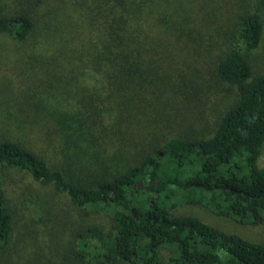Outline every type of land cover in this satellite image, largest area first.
<instances>
[{"label": "trees", "instance_id": "trees-1", "mask_svg": "<svg viewBox=\"0 0 264 264\" xmlns=\"http://www.w3.org/2000/svg\"><path fill=\"white\" fill-rule=\"evenodd\" d=\"M8 2L0 0V37L35 76L8 79L2 100L24 105V120L51 121L60 157L49 163L0 136V264H264V243L173 211L195 205L264 227V72L249 57L263 36L264 0H239L221 24L222 7L204 0ZM194 56L236 95L210 130L195 129L174 102L200 84L162 65L199 71ZM8 169L65 194L76 217L67 249L36 244L26 258L11 256Z\"/></svg>", "mask_w": 264, "mask_h": 264}, {"label": "rangeland", "instance_id": "rangeland-1", "mask_svg": "<svg viewBox=\"0 0 264 264\" xmlns=\"http://www.w3.org/2000/svg\"><path fill=\"white\" fill-rule=\"evenodd\" d=\"M177 1L181 4L189 3L188 0ZM252 1L254 0H250V2ZM207 2L219 8L222 7V13L219 15L221 17L217 23L221 24L223 20L226 21L233 17L239 0H210V2L204 0V3ZM3 3L9 5L8 0H3ZM181 4L178 5L185 7ZM227 22L229 23V21ZM0 44V136L19 138L49 163L56 161L60 157L58 153L60 136L53 123L35 118L24 120L23 112L19 110L24 105L7 106L6 102L2 100V92L6 89L8 79H14L17 76L23 78L27 83L35 75L32 71L33 68L26 67L21 60L22 50L15 49L14 45L1 37ZM194 57L196 59L190 61L199 71L193 67L185 66L181 61L176 62L171 69L168 68L164 59L162 65L170 73H176V71H180L181 74L187 73L192 79H195L197 84H200L199 90L196 92H192L194 89H189V92L184 90L183 95L177 96L174 102L177 103L182 118H192L191 124L195 129L202 130L205 127L211 129L218 116L234 102L236 95L234 89L212 78L210 68L207 67L202 57ZM249 57L254 70L264 72V32L259 45L250 52ZM191 84L194 85L192 82ZM22 103L26 104L24 100ZM149 113L154 117L152 109ZM178 116H180L179 113L176 114V117ZM165 124L166 122H163V125ZM260 163H264V150ZM2 177L8 197L12 203H16L13 242L8 247L11 256L13 257L15 254L26 258L36 244L49 245L50 253L67 249L73 242L70 230L76 217L67 210L68 201L65 194L58 193L52 186L43 187L42 184L22 171L4 170ZM173 211L175 214L195 215L209 225H214L227 232L239 233L253 242L264 243L263 226L241 225L234 222L233 219L215 215L208 208L195 205L178 204ZM100 218L101 223L106 225V216L101 215ZM14 245L16 246L14 247Z\"/></svg>", "mask_w": 264, "mask_h": 264}]
</instances>
